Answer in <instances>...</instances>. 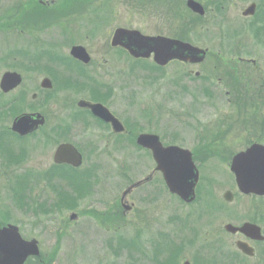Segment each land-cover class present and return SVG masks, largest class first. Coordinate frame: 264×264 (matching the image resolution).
<instances>
[{
    "label": "flooded vegetation",
    "instance_id": "obj_1",
    "mask_svg": "<svg viewBox=\"0 0 264 264\" xmlns=\"http://www.w3.org/2000/svg\"><path fill=\"white\" fill-rule=\"evenodd\" d=\"M189 1L196 3L199 11L190 8ZM174 21L178 22L176 29L180 36L191 34L192 31L198 33L201 38L209 37L211 34L216 55L212 57L213 52L208 46H195L179 39L202 51V54L197 56L201 61L191 63L172 60L160 67L161 70L173 62L192 67L197 65L201 68L209 62L213 65L212 69L218 68L222 75V79L218 78L212 89L218 90L219 87H223V92L218 91L214 95L224 96L233 109L244 107L246 111L228 112L226 115L220 114L223 117L217 116L215 125L211 129L215 140L205 141L200 147L201 151H197L206 157V149L214 148L213 159L227 165L234 188L233 191L226 190L222 194V200L226 205L221 203L208 205L202 211L199 220L201 225H204L201 230L203 235L210 237V242H204L205 244L199 246V257L195 259L194 264H264V194L240 191L235 174L230 169L232 160L237 154L245 152L255 144L264 146V112H262L264 105L261 103L262 99L264 100V0H0V36L20 38L22 42L9 46L14 49H3V45L0 44V53L4 50L6 54L5 59L0 56V65L4 62L10 63L9 60L16 61L13 55L19 52L21 58L25 60L21 66L36 67L43 61L46 56L44 53L47 52L50 58L47 60L52 65L59 66L61 63L56 56L60 51L59 38L73 36L72 32L77 29H79L76 32L77 36L80 33L95 38L110 35L109 46L105 44L103 48L109 47L113 51L128 54L123 47L111 45L116 30L123 29L138 32L143 36L172 39L170 35L173 33ZM18 45L21 48H16ZM73 46H82L89 55L88 45L74 44L70 46V50ZM70 58L75 66L65 69L72 68V72L77 75L72 78L73 80L65 76L60 79V88H62L60 93L55 89L58 88L56 80L47 76L41 78L39 85L35 83L33 92L19 91V95L13 98L10 96L22 86L25 77L14 70L4 71L0 75V83L3 75L8 72L17 73L21 77V83L13 90L4 93L0 88V97L8 99L2 111L16 110L10 125L0 133V177L9 179L10 172L15 167L13 164L21 165L22 171L15 177L19 179L18 184L26 194L38 181L43 182L44 189L53 190L55 196H59L62 181L70 182L67 185L75 190L76 183L70 180L71 178L78 180L76 173L81 171L84 163L80 148L82 146L120 148L124 146L125 135L131 131L123 115L113 108V103L108 104L110 101L107 99L108 85L98 83L90 85L81 80H87L83 69L90 62L84 64L71 56ZM206 74L209 73L204 71V68L196 72L188 71V81L194 80L198 84L197 93L195 92L198 97L212 94V77ZM192 75L193 79H190L189 76ZM46 80L48 85H44ZM84 87H87V93L83 92ZM30 93L31 103H28L27 97ZM78 95L83 97L73 100L72 97L69 98ZM254 101H258L259 106L254 104ZM82 103L102 105L111 114L114 124L108 120L109 116L104 120L102 116L94 114ZM251 106L258 111L260 108V112H249L247 108ZM22 115H28L37 121V125L33 126L34 129L25 135H20L12 129L14 121ZM253 118L259 121L255 129H252V124H248ZM120 125L123 131H119ZM208 132L210 131L205 132V137ZM140 134L142 133L135 136V144L144 154H149L155 164L152 152L137 145ZM2 136L7 140L4 143L1 142ZM83 140L84 144H80ZM159 141L162 144L160 138ZM62 146L74 149L79 155L77 166L69 162V159L73 161V158H69L67 152L56 157L58 149ZM190 153L192 161L195 162L197 155L193 151ZM61 159L63 161H59ZM156 175H159L164 183L162 174L156 170L155 164L145 178L131 184L122 192L117 211L123 217L135 212L138 206L139 199L131 196V193L141 191L140 188L149 184ZM90 184L92 187V183ZM147 192H150L148 195L152 198L156 193L151 189ZM227 192L230 193L229 202L224 199V194ZM171 195L186 204L178 196ZM129 196L131 199L128 200ZM23 200L26 202L27 197ZM219 218L224 220L218 224V228L206 230V226H214ZM77 219L76 213H71L69 216L71 222ZM229 225L232 229L227 228ZM244 225L250 227L242 232ZM8 226L16 227L22 240L36 243L38 255H28L23 264H44L38 238L25 237L18 225L0 221V229ZM32 227L38 228V226ZM10 235L5 237L7 241H13L15 238L14 234ZM137 243L140 244L139 241ZM28 250H32V247L29 246ZM138 250L142 249L139 247ZM178 261L176 259L173 264H180ZM182 261L181 264H193L188 259Z\"/></svg>",
    "mask_w": 264,
    "mask_h": 264
},
{
    "label": "rangeland",
    "instance_id": "obj_2",
    "mask_svg": "<svg viewBox=\"0 0 264 264\" xmlns=\"http://www.w3.org/2000/svg\"><path fill=\"white\" fill-rule=\"evenodd\" d=\"M177 25L178 22L174 21L173 33L170 35L172 38L188 41L195 46H208L213 52L212 57L216 55L211 34L201 38L192 31L191 34L180 36L177 34ZM78 30L72 32L73 36L67 34L59 38L60 51L56 53L61 63L59 66L47 60L50 59L47 52L36 67L21 66L25 60L19 52L13 55L16 61L9 60L10 63L1 64L0 75L4 71L14 70L25 77L22 86L10 97L16 98L19 91L33 92L35 83L39 85L41 78L47 76L56 80L58 88L55 89L62 92L60 79L65 76L73 80L77 75L72 72L75 65L69 55L70 46L88 45L91 61L83 69L87 80H81L90 85H108L107 99L112 101L108 104L113 103V108L123 115L131 131L124 134V146L120 148L82 146L83 166L76 173L78 180H70L76 183L75 190L67 185L70 182L62 181L59 196H55L49 188L44 189L41 181L34 183L26 194L15 177L21 173L22 166L14 163L10 178L6 180L0 177V221L18 225L25 237L36 236L41 244L44 264H173L176 259L180 264L183 259L194 264L199 257V246L210 242V237L203 235L201 230L204 225L199 220L202 211L208 205H226L222 194L234 188L227 165L213 159L215 149H206V157L197 151H201L200 147L205 141L215 140L211 129L217 116L246 111L244 107L233 109L224 96L214 95L218 91L223 92V87L212 89L222 75L218 68L212 69L213 65L209 62L202 68L173 62L161 70L156 68L152 59L133 60L125 52L103 48L105 44L109 46L110 35L95 38L80 33L77 36ZM20 40L0 36L3 49H10L9 46L14 43H22ZM1 55L5 59L4 50ZM200 68H204L209 73L206 75L212 77V94L205 97H198L197 82L191 80V83L187 78L189 70L196 72ZM189 78L193 79V75ZM83 89L87 93V87ZM30 96L31 93L27 97L28 103H31ZM71 97L73 100L83 96ZM7 100L0 97V133L10 125L16 113V110L2 111ZM253 103L259 106L258 101ZM261 103L264 105L263 99ZM249 108V112H260V108L259 111L252 106ZM248 124H252V129H255L259 121L253 118ZM206 131L210 132L205 137ZM144 132L155 133L163 145H175L197 155L195 166L199 170V182L196 198L189 205L181 203L167 192L161 177L156 175L149 184L140 188L141 191L131 193V196L139 199L138 206L135 212L123 217L117 211L122 192L145 178L155 165L150 155L144 154L135 144V136ZM1 139L2 143L7 141L6 137L2 136ZM80 144H84V140ZM150 189L156 192L153 198L148 195ZM24 197H27L26 202ZM71 213H76L78 219L69 221ZM223 220L219 218L214 226H206V230L218 228ZM138 241L139 245L136 244Z\"/></svg>",
    "mask_w": 264,
    "mask_h": 264
},
{
    "label": "water",
    "instance_id": "obj_3",
    "mask_svg": "<svg viewBox=\"0 0 264 264\" xmlns=\"http://www.w3.org/2000/svg\"><path fill=\"white\" fill-rule=\"evenodd\" d=\"M188 6L194 11H199L198 5L192 1H189ZM111 45L123 47L134 59H149L152 56L153 62L158 66H165L172 60L198 63L201 58L197 56L202 54L199 49L176 39L143 36L138 32L123 29L116 30ZM70 56L84 64H88L91 60L82 46H73L70 50ZM20 83V75L8 72L3 75L0 88L4 93H7ZM44 85H48L47 80ZM82 104L94 114L102 116L104 120H107V116H109L110 119L108 120L114 124L111 114L102 105ZM36 125V120L28 115H22L14 121L12 129L20 135H25L32 131L33 126ZM123 130L120 125L119 131ZM137 145L152 152L156 170L162 174L170 193L177 195L185 203H192L195 199V188L199 180V174L190 152L176 146L163 147L155 134L139 135ZM63 152H67L68 157L73 158V161L69 159L71 164L78 165L79 155L74 149L62 146L58 149L56 157ZM56 161L58 160L56 159ZM59 161H63V159ZM230 169L235 174L240 191L264 194V146L255 144L245 152L237 154L232 160ZM224 199L229 202L230 193H225ZM249 227L250 225H244L241 229L242 232ZM227 228L232 229L230 225ZM10 234H14L13 241L5 239L6 236L10 237ZM29 246L32 247V250H28ZM37 253L38 249L35 241L26 242L22 240L16 227L8 226L0 229V264H23L28 255L36 256Z\"/></svg>",
    "mask_w": 264,
    "mask_h": 264
},
{
    "label": "trees",
    "instance_id": "obj_4",
    "mask_svg": "<svg viewBox=\"0 0 264 264\" xmlns=\"http://www.w3.org/2000/svg\"><path fill=\"white\" fill-rule=\"evenodd\" d=\"M140 61V60H139ZM157 69H160V68H158V67H156Z\"/></svg>",
    "mask_w": 264,
    "mask_h": 264
}]
</instances>
